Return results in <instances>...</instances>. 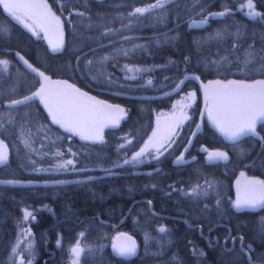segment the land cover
Here are the masks:
<instances>
[{
    "label": "trees",
    "instance_id": "obj_1",
    "mask_svg": "<svg viewBox=\"0 0 264 264\" xmlns=\"http://www.w3.org/2000/svg\"><path fill=\"white\" fill-rule=\"evenodd\" d=\"M42 1L58 22L57 42L38 19L16 8L42 26L47 40L32 35L0 0V140L12 151L0 177L38 181L0 185V264H68L78 240V264H264V205L231 207L239 173L264 180V122L257 136L229 143L203 120L188 142L207 101L193 78L172 91L189 73L202 81L264 78V0H253L254 9L247 0H165L159 8H149L158 0ZM136 8L149 10L130 15ZM253 10L260 15L251 16ZM220 12L226 14L212 15ZM24 62L74 84L108 110L121 107L124 116L117 122L110 113L115 120L99 128L100 140L86 142L90 138L53 122L36 98L5 106L40 81ZM182 95L186 118L166 155L124 164L156 117ZM126 140L130 146L121 148ZM55 149L68 152L78 170L36 173L37 163L53 159L40 160L37 151ZM218 150L226 158L210 161ZM69 175L75 178H56ZM25 226L33 243L17 244ZM117 231L136 238L135 256L112 253Z\"/></svg>",
    "mask_w": 264,
    "mask_h": 264
},
{
    "label": "snow or ice",
    "instance_id": "obj_2",
    "mask_svg": "<svg viewBox=\"0 0 264 264\" xmlns=\"http://www.w3.org/2000/svg\"><path fill=\"white\" fill-rule=\"evenodd\" d=\"M165 0H158L155 5H150L149 8H159L163 7ZM4 6L10 11L20 7H30L32 5H19V4H9L5 3ZM243 7V6H242ZM247 7L249 9H254L253 0H247ZM149 8H136L134 15L136 13H144L149 10ZM225 12H220L218 16H224ZM251 16L260 15L255 10L250 13ZM207 20L200 21L197 24L195 21L190 25V27H201ZM62 46V42H58L53 45V50ZM126 54V53H125ZM105 60L108 58L105 57ZM247 63V62H246ZM29 67H31L29 65ZM131 70V69H129ZM136 71H142L141 69H136ZM39 76H43V73H38ZM45 79H47L45 77ZM66 83V82H65ZM151 84V81L148 82ZM183 81H181V84ZM179 88V85H177ZM209 98L212 102V106L208 110V116L212 119L220 131L223 132L229 138L235 140L242 136H247L249 134H254L257 121L264 120V80H257L253 83H245L242 81H228L227 84H223L220 81L209 82ZM45 91V85H41V92L34 93V96H40L42 92ZM168 95V94H166ZM32 97H25L24 100L13 101L14 104H23L25 101L31 100ZM53 113V119L59 116L60 119L65 120L67 123L73 125L74 127L85 131L82 126V120L78 117V109L66 110L60 103L53 101L50 109ZM122 111V110H121ZM90 119H97L95 113H89ZM106 118V117H105ZM115 120V117H113ZM59 122V121H57ZM98 136V132H97ZM86 138H93L91 136ZM2 143V142H0ZM123 147V145H121ZM147 147V145L145 146ZM145 152L144 148H141L139 152L135 154L132 160H125L124 164H130L137 161L138 157H141ZM225 157L224 153H212L209 159L213 157ZM3 162V157H0V163ZM71 160L66 161L60 167H67V165L72 164ZM243 175V173H241ZM256 186V187H254ZM211 187V186H210ZM192 194L198 193V186L190 189ZM189 193H185L188 195ZM258 205H264V181H250L248 185L244 188V196L242 199L236 201L235 206L239 209L241 207H256ZM26 216L31 215L30 213H25ZM161 232L166 231L165 228H160ZM83 235V234H81ZM59 243V242H58ZM79 240L77 244L70 249L73 254L74 260L73 264H78V258L83 251L79 247ZM135 253V245L130 244L128 246H123L119 249V254L121 255H131Z\"/></svg>",
    "mask_w": 264,
    "mask_h": 264
},
{
    "label": "water",
    "instance_id": "obj_3",
    "mask_svg": "<svg viewBox=\"0 0 264 264\" xmlns=\"http://www.w3.org/2000/svg\"><path fill=\"white\" fill-rule=\"evenodd\" d=\"M4 3H9V4H19V5H32L30 7H20L17 9H20L28 14L33 15L38 21L45 26L47 31L50 33L52 38L54 39V42H57L56 37L58 34V22L57 20L52 17L48 11L46 10L44 3L42 0H1ZM24 64L29 67L27 63L24 62ZM32 71L38 75V73H43L38 69L33 68ZM44 74V73H43ZM39 76V75H38ZM47 76L44 74L43 76H39L41 80V84L36 88L35 91L31 92L30 94L16 99V100H11L7 101L5 104L7 106L10 105H16L13 103V101L17 100H24L25 97H32L34 98L35 96L33 95L34 93L41 92V85H45V91L42 92V100L47 102L49 109H51V105L53 101H56L60 103L66 110H73V109H78L77 115L78 117L82 120V126L85 129V131L81 132L80 129L74 127L73 125L67 123L65 120L60 119L59 116L56 117V120L51 119L53 122L56 124L60 125L63 129L79 136L82 138H86L88 136H91L92 133H96L97 130L107 124L110 119H113V116L110 114V111L108 110V107L105 102L100 101L94 96H91L89 94L83 93L76 89L72 84H65L64 86L58 85L57 83L50 84ZM188 78H193L197 81L199 84L200 91L202 93V96L204 99L207 101V105L205 108L202 110L198 123L196 128L192 131L189 137V142L193 139L194 135L201 130L202 128V117L205 119L206 124L208 125L209 128H211L217 135H219L224 141L232 143L236 142L237 140L241 139L242 137H239L235 140L229 138L226 136L223 132L220 131L219 127L217 124L209 118L208 116V110L212 106V102L209 98V93H210V88H209V82H215V81H220L223 84H227L228 81H242L245 83H253L257 80H264V78H255L253 80H246V79H210L206 81H202L196 74L194 73H189L183 76V78L180 80L179 87L181 85V81H185ZM178 88L176 87L174 90H177ZM26 102V101H25ZM52 113V111L50 110ZM89 113H95L97 116V119H90L89 118ZM106 117V118H105ZM59 121V122H57ZM264 120H258L257 125ZM256 125V126H257ZM160 132V127L157 126L154 131H151L146 140L136 149L133 151L132 156L134 157L137 152L140 151L141 148H144L145 151L147 150L146 145L148 146L149 142L158 135ZM254 134H257L256 129L254 131ZM243 173V175H241ZM239 173V175L233 180V188L235 190V200L231 202V207L233 209L239 210L242 208H251V209H256L261 207L262 205H258L256 207H241L237 208L235 206L236 201L238 199H242L244 196V188L246 185H248V182L250 181H262L256 177H251L247 176L244 172ZM1 182V181H0ZM3 182V181H2ZM6 183H20V184H38V181H29V180H24V181H19V180H9ZM39 183H47V184H57L56 181H41ZM256 187V186H254ZM136 201V200H135ZM135 245V253L131 255H121L119 254V249L123 246H128L130 244ZM110 249L112 253L116 256L119 257H126V258H131L135 256L138 252V242L136 238L131 235L128 232L125 231H117L116 233L113 234L111 240H110ZM73 255V254H72ZM253 263V262H252ZM253 264H259V263H253Z\"/></svg>",
    "mask_w": 264,
    "mask_h": 264
},
{
    "label": "rangeland",
    "instance_id": "obj_4",
    "mask_svg": "<svg viewBox=\"0 0 264 264\" xmlns=\"http://www.w3.org/2000/svg\"><path fill=\"white\" fill-rule=\"evenodd\" d=\"M4 10L13 20H15L20 25H22L24 28L29 30L32 35H34L36 37L45 38L47 40V35H46L44 29L42 28V26L37 21H35L31 17H29L27 14L20 12L18 10H15V9L10 11L5 6H4ZM50 48H52V45L50 46ZM47 77H49L52 81L58 82L61 86H64L65 84H72L68 81H63L61 78L51 77L49 75H47ZM72 85L76 89H78L74 84H72ZM186 98L187 97L185 95H182L181 98H179V100L173 101L170 109L162 112L159 116L156 117L155 125L152 128V131H154V129L158 125H161V131L158 133V135L156 137H154L151 140V142L149 143L148 149L144 152V154L141 157L137 158V161H135V163L142 164V163L150 162V161L155 162L157 160H160L164 155H166L169 143L177 135L178 128H179L180 124L182 123L183 119L186 118V116H185L186 115V111H185ZM112 108H113V106L109 105L110 113L116 114L117 115V122L120 121V119L124 116L125 111L121 107H116V109L114 111L111 110ZM181 111H183V112L180 113ZM195 126H194V128H195ZM39 128H42V126H40ZM97 132H98V136L103 135V133L100 129H98ZM97 132L94 133V136H92L93 138H90L86 142H98L100 139H97V138H99L97 136ZM42 138H43V136H42ZM0 142H2V143H0V147H1L0 148V157L9 158L12 151L10 150V148L7 145H5V143L3 141L0 140ZM21 143L26 145L24 142V139H23V141H21ZM121 145H123V147H129L130 146V140H126ZM38 148H40V147L38 146ZM67 153L68 152L61 151L59 149H55L53 151V154L48 153L46 150H41L40 152L37 151V155H38L37 158L40 160H44L46 156H52L53 159H52L51 163L50 162L49 163H46V162L43 163L42 162V163L38 164L33 158H30V159L32 162L37 163L35 165V168H34L36 173H39V174L40 173H43V174L51 173V175L55 176V175H58L59 173L75 172L76 170H78L74 166L75 161L73 160L72 156L69 154L67 155ZM214 153H224V152L218 150V151H215ZM215 158H220V157H215ZM68 160H71L73 163L67 165L66 168L60 167V165L64 164ZM79 170H84V169L80 168ZM256 177L259 179H262L259 176H256ZM50 178H54V177L51 176ZM56 178L72 179L75 177H73L72 175H69L66 177L59 176ZM23 229L24 230H22L21 237H19L17 240V244H20V243L23 244L24 243L26 245H30L31 243H33L32 237L29 236L30 231L26 226ZM18 257H19L18 260L22 259L21 255H19ZM73 260H74V257H72L70 259V262L68 264H73ZM28 263H30V262H28Z\"/></svg>",
    "mask_w": 264,
    "mask_h": 264
},
{
    "label": "flooded vegetation",
    "instance_id": "obj_5",
    "mask_svg": "<svg viewBox=\"0 0 264 264\" xmlns=\"http://www.w3.org/2000/svg\"><path fill=\"white\" fill-rule=\"evenodd\" d=\"M26 66V65H25ZM26 68H29V70H32L33 69V67H27L26 66ZM47 79H48V81H49V83L50 84H54V83H57L58 85H60L58 82H55V81H52L49 77H47ZM41 84V80L39 81V83H38V85L36 86V88L39 86ZM36 88L33 90V91H35L36 90ZM32 91V92H33ZM31 93V92H30ZM22 98V97H21ZM34 98H36V99H38V101L41 103V105H42V107L44 108V110L46 111V112H48V114H49V116H50V118L51 119H53V113H51L50 112V109H49V106H48V104H47V102H45L44 100H42V94L40 95V96H35ZM17 99H19V98H17ZM14 100H16V99H14ZM11 101V100H10ZM7 102V101H6ZM6 102H4V105L5 106H7L5 103ZM183 111H181L180 113H182ZM203 120L205 121V119L202 117V128H203ZM264 122V121H263ZM197 123H198V121H197ZM197 123H196V126H197ZM262 123V122H261ZM159 127H160V131H161V125H158ZM196 126H195V128H196ZM208 126V125H207ZM195 128H193L192 130H191V132H190V134L192 133V131L195 129ZM202 128H201V130H202ZM256 132H257V134H249V135H253V136H257L258 135V130H257V126H256ZM200 130V131H201ZM200 131H198V132H200ZM197 132V133H198ZM196 133V134H197ZM190 134H189V136H188V140H189V137H190ZM195 134V135H196ZM195 135H194V137H195ZM193 137V138H194ZM245 137V136H244ZM243 138V137H242ZM192 141V140H191ZM190 141V142H191ZM238 141V140H237ZM151 142V141H150ZM149 142V143H150ZM189 142V141H188ZM148 147H149V144H148V146H147V149H148ZM1 148V147H0ZM5 159V160H4ZM9 158H3V162L2 163H0V166L1 165H4L6 162H7V160H8ZM248 176H251V177H256V176H252V175H248ZM257 178V177H256ZM259 179V178H258ZM9 180H19V181H21V179H12V178H10V177H8V178H2V177H0V185H6L7 183V181H9ZM260 180H262V181H264L263 179H260ZM3 181V182H2ZM59 182H65V181H59Z\"/></svg>",
    "mask_w": 264,
    "mask_h": 264
}]
</instances>
